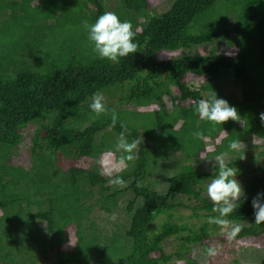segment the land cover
<instances>
[{
    "label": "trees",
    "instance_id": "16d2710c",
    "mask_svg": "<svg viewBox=\"0 0 264 264\" xmlns=\"http://www.w3.org/2000/svg\"><path fill=\"white\" fill-rule=\"evenodd\" d=\"M155 2L0 0V264H203L194 249L223 229L208 222L217 213L203 197L218 174L216 157L227 153L240 176L249 149L257 153L246 171L254 177L227 218L241 228L233 241L264 243L252 207L264 193V0ZM106 11L136 33L137 52L118 64L92 51L82 25ZM97 91L109 109L99 117L89 108ZM213 92L237 109L238 122L199 117L196 101ZM121 123L129 141L143 142L118 167ZM234 140L239 148L229 151ZM171 155L181 166L159 178ZM109 173L126 187L110 185ZM181 210L198 227L174 223ZM170 239L181 247L166 249ZM248 252L264 264V245L241 248V258Z\"/></svg>",
    "mask_w": 264,
    "mask_h": 264
},
{
    "label": "clouds",
    "instance_id": "9594fccd",
    "mask_svg": "<svg viewBox=\"0 0 264 264\" xmlns=\"http://www.w3.org/2000/svg\"><path fill=\"white\" fill-rule=\"evenodd\" d=\"M82 25L88 33L87 39L92 46V51L102 60L118 64L121 58L137 52L138 44L134 42L136 33L132 30L131 22L121 21L118 15L112 11H106L99 15L94 23H89L87 20L82 21ZM89 108L96 117L109 114L104 96L99 91L93 93ZM195 111L202 120L214 125L224 124L229 120L238 122L241 119L237 109L230 106L226 100L218 99L214 92L210 99L196 101ZM259 118L261 123L264 124V113H261ZM117 121L118 116L112 110L111 126L115 127ZM120 127L122 131L119 134L116 150L121 153L119 163L126 166L127 162L135 159L134 152L138 145L143 142V137L129 141L127 139V126L121 123ZM193 135L196 139L204 138L203 132H195ZM239 144L240 141L237 140L230 142L228 145L229 151H237ZM226 155L227 153H221L216 157L218 174L207 186L208 198L213 203L212 211L217 213V215L210 217L208 222L223 229H228L227 238L232 240L240 233L241 228L239 225H233L227 217L235 211L237 201L243 195V189L236 179L237 169L226 163ZM108 183L117 187H126V182L118 174L112 175L109 173ZM262 201H264V193L258 194L252 200L256 224H264V202ZM110 219L115 220V214ZM216 254L217 249H208L209 256H215Z\"/></svg>",
    "mask_w": 264,
    "mask_h": 264
},
{
    "label": "rangeland",
    "instance_id": "374dc122",
    "mask_svg": "<svg viewBox=\"0 0 264 264\" xmlns=\"http://www.w3.org/2000/svg\"><path fill=\"white\" fill-rule=\"evenodd\" d=\"M150 1V4H155V0H148ZM203 53L205 52H209L210 49H208L207 46H204L200 49ZM235 51H230L228 53V56H234ZM190 85H194V86H198L199 82L198 81H192L190 82ZM154 110V109H152ZM28 141L29 138L26 136L25 140L23 141V143L20 145V149L18 151V156L17 158H15V161L20 162L21 164H24V161L27 159L28 157ZM213 152V149L210 148L209 153ZM212 154V153H211ZM256 151H253L251 149L247 150L245 152V162L242 165L243 166V170L241 175H237L236 179L239 181V183L242 186L243 192L245 190V188L247 187V185H249L248 181H251V179L254 177V174H249L248 172V167L250 166V171L251 169L255 167V164L253 165L252 163H249L251 161L252 158H254V156L256 155ZM109 158V157H107ZM109 160L111 161V159L109 158ZM170 160L169 165V171H165L163 170L162 166L160 165V171L158 173V177L164 179L165 177H168L166 175H170L171 173H174L177 168L178 165L181 166L180 164L176 163L174 164L175 160L174 157L168 159V161ZM167 161V162H168ZM169 163V162H168ZM86 161L82 160L80 162V164L78 165H85ZM122 167V164L118 165V167ZM166 166V165H165ZM237 171L240 170V168H236ZM252 169V170H253ZM210 173L213 171H209ZM239 177V178H238ZM249 178V179H248ZM211 182V181H210ZM247 183V185H244V183ZM208 186V184H207ZM207 186L206 189L203 191V197H208L207 195ZM244 186V187H243ZM195 201H189L186 203V205H195ZM163 221V216L159 217L155 224L154 227H159L161 225ZM172 221L176 224H181V223H187L189 225H194L196 227H198V223L197 221L192 218L191 216V212L189 210H181L179 213L175 214L174 217L172 218ZM227 231L228 229H222V231L220 232V238H216L213 237V240L206 245H203L200 248H196L194 249V254L196 256H198V260L202 261L206 264H208L207 262H209V264H231L232 260L238 258L240 260L241 264H261V261L258 260V262H256L257 260H255V256H254V252H248L246 253L245 257L246 258H241V253L240 250L241 248H245V247H250V248H255V247H261L262 245H264V243L261 242L262 237L259 238H244L241 240H229L227 238ZM73 237L80 239V233L77 231L73 232ZM174 247H181V244H179L176 240L174 239H170V241L166 242L165 248L166 249H170V248H174ZM209 248H215L217 249V254L215 256H208V249ZM252 253V254H251ZM208 256V257H207ZM210 258V259H209ZM209 259V260H208ZM203 263V264H204ZM178 264H183V263H178Z\"/></svg>",
    "mask_w": 264,
    "mask_h": 264
}]
</instances>
